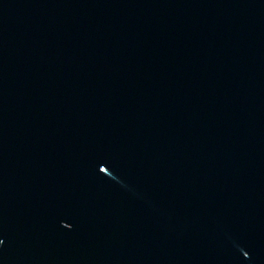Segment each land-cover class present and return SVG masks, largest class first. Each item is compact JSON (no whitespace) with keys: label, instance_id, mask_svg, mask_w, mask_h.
<instances>
[{"label":"water","instance_id":"water-1","mask_svg":"<svg viewBox=\"0 0 264 264\" xmlns=\"http://www.w3.org/2000/svg\"><path fill=\"white\" fill-rule=\"evenodd\" d=\"M0 264H264V0H0Z\"/></svg>","mask_w":264,"mask_h":264}]
</instances>
